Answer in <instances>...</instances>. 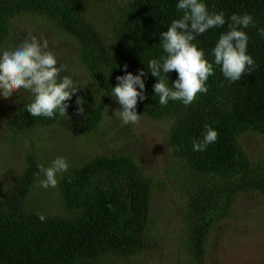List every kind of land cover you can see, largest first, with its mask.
Wrapping results in <instances>:
<instances>
[{"label":"trees","instance_id":"1","mask_svg":"<svg viewBox=\"0 0 264 264\" xmlns=\"http://www.w3.org/2000/svg\"><path fill=\"white\" fill-rule=\"evenodd\" d=\"M177 2L0 0V50L19 45L29 36L24 35L29 27L68 41L66 49L74 44L66 54L63 50L54 54L58 65L65 66L61 77L79 83L78 95L86 101L85 113L78 115L73 97L70 121L32 117L25 108L31 96L23 89L5 103L0 138L20 149L23 166L0 193V264H132L149 250L157 234L152 216L154 178L144 174L130 153H85L79 147L81 140L71 137L64 145L49 131L55 126L64 130L65 123L68 129L74 125L85 137L96 138L111 102L108 94L117 77L125 74V64L134 74L146 72L147 98L138 102L137 111L171 123L175 155L193 174L190 199L178 208L181 224L173 234L178 255L188 263L207 264L213 230L236 214L238 197L245 192L264 194V160H253L242 143L249 133L264 140V36L259 34L264 30V0H205L210 11H223L226 19L233 13L254 17L256 26L244 31L256 67L237 82L225 80L211 49L227 31V23L210 29L194 41L213 62L215 75L207 81L208 92L198 94L187 107L177 101L162 107L158 97L153 98L157 78L148 72L147 62L165 55L160 34L182 16ZM81 71L85 74L79 78ZM168 76L171 87L178 74L173 71ZM205 125L218 131V140L206 151L194 152L192 142L202 139ZM60 156L70 167L58 187H40L38 165L49 166ZM41 188L56 197L59 209L51 212L42 199H36ZM38 212L48 217L46 223L38 220Z\"/></svg>","mask_w":264,"mask_h":264},{"label":"clouds","instance_id":"2","mask_svg":"<svg viewBox=\"0 0 264 264\" xmlns=\"http://www.w3.org/2000/svg\"><path fill=\"white\" fill-rule=\"evenodd\" d=\"M182 16L173 19L167 31L160 34L163 53L159 59H149L147 70L157 78L153 85L155 97L160 106H167L170 101L191 105L198 94L208 92L207 81L215 75L213 62L206 58V53L194 41L210 29L223 28L227 23V31L223 32L211 49L214 64L228 82H237L245 74H251L256 62L248 52L249 35L244 29L255 27L251 14L233 13L226 19L223 11H210L205 0H178L176 3ZM264 36V30L259 32ZM49 40L29 36L19 45L0 50V98H10L21 89L30 93L31 102L25 105L32 117L45 119H66L69 102L76 97L77 114L85 113L84 97L79 96L80 84L70 76L61 77L64 65H58L56 55L48 50ZM125 64L124 75L118 76V83L111 87L110 94L119 104L115 116L123 125H135L141 119L137 111L139 101L147 98L144 70L138 74L129 72ZM175 71L178 76L169 87L165 77ZM111 74V73H110ZM110 74L107 76L109 77ZM106 77V78H107ZM218 140V131L205 125L202 139L192 142L194 152L206 151L208 146ZM70 164L65 157H56L49 166L38 165L37 179L39 186L57 188L63 174ZM42 177V179H41ZM40 222L46 223L48 217L37 213Z\"/></svg>","mask_w":264,"mask_h":264},{"label":"rangeland","instance_id":"3","mask_svg":"<svg viewBox=\"0 0 264 264\" xmlns=\"http://www.w3.org/2000/svg\"><path fill=\"white\" fill-rule=\"evenodd\" d=\"M30 33L38 35V39L45 34L29 27L24 35ZM43 37L49 40L48 50L53 53L63 50L66 54L73 49L74 44H69L71 47L66 49L68 41L51 37L49 33ZM84 74L81 71L77 76ZM8 100L9 98H0V104H4L0 108V115L6 113L5 103ZM119 107L112 97L104 123L98 129L99 133L95 134L97 139L85 137L83 131L75 130L74 125L68 129L65 123L64 130L61 126H55L49 131L56 134L55 140L64 145L68 138L81 140L83 144H79V147L85 153H130L134 155L144 174L154 178L152 216L157 234L153 236L149 250L135 257L132 264H192L186 262L184 255L181 257L177 254L178 244L173 237L181 224L177 216L178 208H184L186 201L190 199L188 184L192 181L193 174L175 155L170 141L171 123L141 116L137 124L123 125L115 116ZM67 120L70 121L69 118ZM2 140L0 138V193L7 189L23 166L20 149L4 144ZM70 140L67 147L71 148L73 145ZM242 143L253 160H264V140L260 135L246 134ZM35 196L36 199H42L51 212L59 209L56 197L54 200L42 188L35 192ZM234 212L236 214L231 219L213 230L207 264H264V194L242 193Z\"/></svg>","mask_w":264,"mask_h":264}]
</instances>
